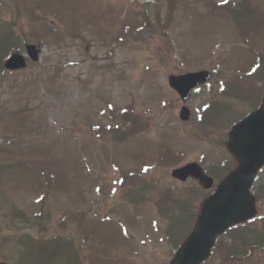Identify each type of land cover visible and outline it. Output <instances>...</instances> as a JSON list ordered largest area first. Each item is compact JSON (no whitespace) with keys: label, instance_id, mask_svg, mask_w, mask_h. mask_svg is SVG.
<instances>
[{"label":"rangeland","instance_id":"1","mask_svg":"<svg viewBox=\"0 0 264 264\" xmlns=\"http://www.w3.org/2000/svg\"><path fill=\"white\" fill-rule=\"evenodd\" d=\"M40 1L31 18L6 6L0 9V28L16 16L19 30L44 36L40 64L0 77V228L10 238H41L38 225L17 222L12 210L34 218L45 194L43 236L71 239L84 264H169L174 254L155 202L164 190L185 197L191 187L175 185L171 160L167 166L155 164L163 147L172 148L185 164L210 165L227 156L219 140L211 141L204 123L193 120L197 108L211 103L240 114L251 110L244 99L221 97L217 87L241 77L245 83L258 56L264 55V0L30 3ZM239 5L248 6L239 14L247 28L235 12ZM259 28L252 39L248 34ZM214 68L220 73L211 92L194 94L187 104L192 121H182L183 104L168 76ZM128 108L135 126L145 131L119 142L123 131L115 127L120 122L116 118ZM101 125H112L117 139L96 137L93 129ZM145 167L151 168L149 173L142 172ZM128 171L140 176L126 185L159 184L151 202L136 207L122 198L116 182ZM260 203L263 214L264 199ZM225 261L217 252L207 264ZM262 263L264 251L226 264Z\"/></svg>","mask_w":264,"mask_h":264},{"label":"water","instance_id":"2","mask_svg":"<svg viewBox=\"0 0 264 264\" xmlns=\"http://www.w3.org/2000/svg\"><path fill=\"white\" fill-rule=\"evenodd\" d=\"M27 50L33 61L39 60L40 50L36 46H28ZM5 67L9 70L22 69L26 67V60L15 54ZM211 79L212 74L203 71L171 76L169 83L184 103H187L191 98V91ZM181 118L189 120L190 112L187 108L182 109ZM230 149L239 161V168L222 184L219 193L205 205L194 234L171 264H202L210 256L217 238L225 230L254 214V198L250 189L257 173L264 167V107L233 130ZM173 177L183 182L192 177L200 181L205 189L214 185V180L197 163L175 170Z\"/></svg>","mask_w":264,"mask_h":264},{"label":"trees","instance_id":"3","mask_svg":"<svg viewBox=\"0 0 264 264\" xmlns=\"http://www.w3.org/2000/svg\"><path fill=\"white\" fill-rule=\"evenodd\" d=\"M18 2V0H15ZM3 4L7 8H12V3ZM17 10H20L16 7ZM16 26V25H15ZM14 23L7 24L0 31V59L3 57H7L11 55L13 52L21 50L24 44L33 42L32 40H22V38L14 31L16 30ZM262 65L258 67L257 71L250 72L247 77L245 83H231L222 87L220 94L222 96H234L238 98L250 99L253 100V108L256 109L261 105V96H262V87L264 85V61H262ZM1 66V65H0ZM0 71L1 68H0ZM2 72H0L1 75ZM258 92H261V96L258 97ZM209 107V108H208ZM205 108L206 114L202 117V122L204 126L210 132L212 136L211 140L217 139L213 137L212 130L215 127H219L220 132H223L225 128L231 129V127L238 122L241 117L232 111L231 107H222L220 110L217 109L216 104L211 103L206 105ZM201 115V114H200ZM226 136V135H225ZM227 137V136H226ZM218 141V140H217ZM234 168V164L232 162H224L220 165L214 172L213 176L218 179H224ZM136 183L135 181L131 184ZM139 191V189L133 184L129 189V194H135ZM264 192V178H259L258 182L254 186V194L259 198L260 194ZM169 201L171 204L167 206H163L162 210L164 214L168 217L169 221V230L167 231V235L169 237V242L175 251H177L180 247L181 242L185 240V238L191 233L195 222L197 220V214L193 207L196 206L197 201L194 200L193 195L182 202H177L172 200L170 197H165L164 201ZM190 200H193V203H190ZM187 201V202H186ZM186 202V203H185ZM179 208V211L182 213L180 215L174 214V210ZM22 218V216H19ZM230 241L232 242L231 249L229 252L226 250L225 245L221 244L219 247V251L223 254L224 257L234 256L233 251L237 249V252H243V250L249 246H257L262 244L264 240V233L259 232L256 229L242 225L237 228H234L230 231L228 235ZM6 242L7 240L4 239ZM260 241V242H258ZM30 240L25 237H21L16 241V244L19 246H14V249L17 250V256L14 258L16 261L15 264H57L59 258L65 257L64 264H83L80 254L78 250L75 248L74 244L68 240H58V239H48L43 241L41 251L38 254L37 258V242L33 241L34 249L29 246ZM2 246L4 245L1 244ZM261 246V245H259ZM226 250V251H225ZM65 253L66 255L64 256ZM30 254L29 256H26ZM245 255V254H243Z\"/></svg>","mask_w":264,"mask_h":264}]
</instances>
